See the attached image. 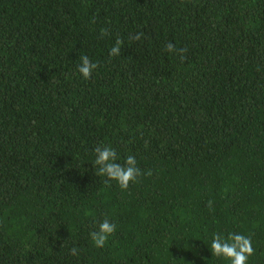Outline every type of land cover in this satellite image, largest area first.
Here are the masks:
<instances>
[{
	"label": "trees",
	"instance_id": "trees-1",
	"mask_svg": "<svg viewBox=\"0 0 264 264\" xmlns=\"http://www.w3.org/2000/svg\"><path fill=\"white\" fill-rule=\"evenodd\" d=\"M229 232L264 264V0H0V264H230Z\"/></svg>",
	"mask_w": 264,
	"mask_h": 264
},
{
	"label": "clouds",
	"instance_id": "clouds-1",
	"mask_svg": "<svg viewBox=\"0 0 264 264\" xmlns=\"http://www.w3.org/2000/svg\"><path fill=\"white\" fill-rule=\"evenodd\" d=\"M121 41L117 40L116 44L111 47L110 55L120 54ZM167 50L174 51L172 44H168ZM97 69V63L91 61L88 56L82 55L78 65V72L82 78L87 80ZM95 160L94 166H98V174L106 177L105 183L115 181L120 189L125 190L129 183H136L142 175H151V170H141L138 167L137 159L134 155H127L123 158V163L118 162L116 150L110 145L98 146L94 149ZM211 203V202H209ZM117 225L105 217L98 224L96 230L89 233L91 242L96 248H103L108 242L111 235L116 231ZM211 255L227 259L230 264H248V258L254 254V247L251 239L241 233L229 232L214 233L210 242ZM72 254L77 255V249H72Z\"/></svg>",
	"mask_w": 264,
	"mask_h": 264
}]
</instances>
